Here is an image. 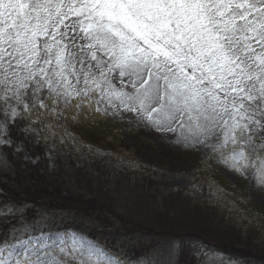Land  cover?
<instances>
[{"label": "snow or ice", "instance_id": "6c2138e0", "mask_svg": "<svg viewBox=\"0 0 264 264\" xmlns=\"http://www.w3.org/2000/svg\"><path fill=\"white\" fill-rule=\"evenodd\" d=\"M116 117L200 153L190 188L207 184L211 203L264 239V207L213 179L223 168L264 192V0H0V149L24 150L11 138L18 130L51 163L67 150L135 168L134 156L74 131ZM0 218V264H128L47 215L29 220L5 203ZM177 250L169 244L144 264H173ZM193 255L217 264L203 248Z\"/></svg>", "mask_w": 264, "mask_h": 264}, {"label": "rangeland", "instance_id": "374dc122", "mask_svg": "<svg viewBox=\"0 0 264 264\" xmlns=\"http://www.w3.org/2000/svg\"><path fill=\"white\" fill-rule=\"evenodd\" d=\"M74 131L85 144L134 156L138 166L113 170L98 158L67 150L51 163L43 144L30 143L13 130L11 138L24 150L16 152L15 145L0 149V207L11 203L23 207L29 220L47 215L57 227L86 230L118 250L128 264H144L172 243L178 246L173 264H198L196 248L214 253L217 264H264V239L211 203L207 184L202 192L190 188L199 179L193 173L200 153L172 146L118 117L95 130ZM213 179L230 194L250 196L255 209L264 207V192L225 169ZM6 227L0 218V231Z\"/></svg>", "mask_w": 264, "mask_h": 264}]
</instances>
